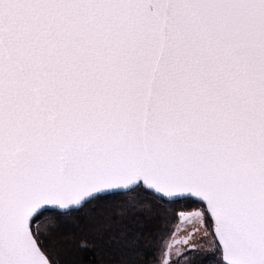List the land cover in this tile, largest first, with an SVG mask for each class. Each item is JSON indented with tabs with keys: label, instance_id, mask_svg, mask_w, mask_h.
Returning <instances> with one entry per match:
<instances>
[{
	"label": "snow or ice",
	"instance_id": "obj_1",
	"mask_svg": "<svg viewBox=\"0 0 264 264\" xmlns=\"http://www.w3.org/2000/svg\"><path fill=\"white\" fill-rule=\"evenodd\" d=\"M0 264H264V0H0Z\"/></svg>",
	"mask_w": 264,
	"mask_h": 264
}]
</instances>
